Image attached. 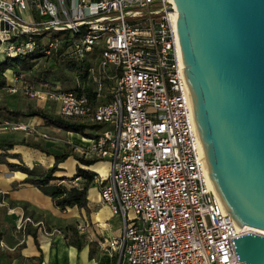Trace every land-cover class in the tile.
I'll return each instance as SVG.
<instances>
[{"label":"built area","instance_id":"1","mask_svg":"<svg viewBox=\"0 0 264 264\" xmlns=\"http://www.w3.org/2000/svg\"><path fill=\"white\" fill-rule=\"evenodd\" d=\"M175 14L174 0H0L4 60L38 49L51 57L64 46V59L87 63L90 87L40 91L14 78L7 91L49 99L60 117L103 128L86 138L84 157L111 163L94 184L123 220L112 264H242L232 240L253 232L235 225L212 184Z\"/></svg>","mask_w":264,"mask_h":264},{"label":"water","instance_id":"2","mask_svg":"<svg viewBox=\"0 0 264 264\" xmlns=\"http://www.w3.org/2000/svg\"><path fill=\"white\" fill-rule=\"evenodd\" d=\"M175 29L214 189L239 228L264 231V0H174ZM264 264V236L232 240Z\"/></svg>","mask_w":264,"mask_h":264},{"label":"trees","instance_id":"3","mask_svg":"<svg viewBox=\"0 0 264 264\" xmlns=\"http://www.w3.org/2000/svg\"><path fill=\"white\" fill-rule=\"evenodd\" d=\"M42 38L43 37L37 38L38 45L41 44ZM63 53L64 46L58 54L51 57H45L41 49H38L29 53L25 57L3 60L0 62V90H5L10 86L8 73L20 77L22 74L32 72L31 81L26 82V84L32 88L39 90L60 88L62 90H72L81 93V89L77 87V81H80L85 87V92L90 93L85 67L87 63L80 62L76 59L67 61V59L62 57ZM40 61H52V65L56 66V68L53 69L48 66L41 70L33 71V68ZM62 64H66V69H63ZM69 73H71L72 76ZM75 78L76 84L72 87L71 83ZM0 117L10 124H20L24 120L38 119L42 122V125L47 128H54L66 133H76L87 138H92L94 133L103 129L101 126L84 125L77 121L52 115L45 109L33 107L27 108L26 110H14L6 105H1ZM18 147L29 148L42 153L47 157H52L54 163L46 170L37 166H27L23 162L22 155L16 151ZM70 158H74L77 162L75 175L73 177L58 176L59 173L64 171L62 167L63 164H65ZM100 161L101 160H91L86 159L85 157H78L73 151L57 153L48 149L44 145L26 142L25 140L19 142H0V167L7 168L11 173H21L26 176L21 183L15 184L14 187L32 186L38 189L44 195L51 198L54 206L62 212L75 208L79 210H88L89 190L94 185V180L97 176L96 172L91 168ZM79 178L82 180L76 183V179ZM68 230L71 232L69 243L78 251H81L84 247L83 238L80 236L76 228L73 227ZM25 234L31 236L38 246L37 229L33 230L31 224L28 223ZM2 240L3 231L0 226V264L5 258L1 247Z\"/></svg>","mask_w":264,"mask_h":264},{"label":"crops","instance_id":"4","mask_svg":"<svg viewBox=\"0 0 264 264\" xmlns=\"http://www.w3.org/2000/svg\"><path fill=\"white\" fill-rule=\"evenodd\" d=\"M10 79L12 83L14 77ZM38 121L40 122L39 124L42 123L40 120ZM68 134L76 138H84L80 134ZM69 141L68 144L72 147L65 152L73 151L76 156L84 157L83 150L87 151L90 144L83 141V139L79 141L80 143L76 139L69 138ZM71 160L75 161L74 158H70L68 161ZM65 164L62 166L64 170ZM74 164L73 173L67 177L75 175L77 162L75 161ZM18 174L11 173L5 167L0 168V194L8 196V199L3 204H0V210L4 211L3 213L0 212L1 230L3 231V226H5L7 221L11 222L16 230V225L20 220H29L32 229H37L38 231V246L31 236H27L25 241H23L22 233L14 231V234L18 235V238L12 241L10 246H7L9 248L7 253L4 250L6 247L4 238L2 240V251L5 258L1 264H44L49 262L51 264H77V257L84 250L88 252L89 258L94 264L114 263L116 253L110 245L112 239L121 236L123 220L120 216H114L111 209L101 203L100 189L97 184H94L89 190L87 211L75 208L62 212L54 206L51 198L44 195L38 189L32 186H19L15 188V184L21 183L26 178L25 175ZM35 189L36 191H33ZM90 192H92L91 196ZM51 211L56 214L60 212L59 214L67 222L65 226L49 222L47 213ZM42 225L46 226L51 233L46 231V235H43ZM73 227L77 229L83 238L84 247L81 251H78L69 243L71 232L68 229ZM60 229L65 232L66 237L55 235L54 231ZM99 260H102V262H99Z\"/></svg>","mask_w":264,"mask_h":264},{"label":"rangeland","instance_id":"5","mask_svg":"<svg viewBox=\"0 0 264 264\" xmlns=\"http://www.w3.org/2000/svg\"><path fill=\"white\" fill-rule=\"evenodd\" d=\"M4 60L3 56H0V62H2ZM69 61V60H67ZM66 63V62H63ZM47 65V66H45ZM52 67L53 69L56 68V66L52 65V61H43V62H39L37 63V65L33 68V71H38L41 70L45 67ZM63 69H66V64H62ZM71 76L72 74L69 73ZM31 76H32V72H28L25 74H22L20 77H16L14 74L12 73H8V77H14L17 78L20 81L23 82H30L31 81ZM11 79H9V84H13L14 82L11 83L10 81ZM14 80V79H13ZM76 84V78L72 81L71 86L73 87ZM61 86V85H59ZM37 87V86H36ZM39 87V86H38ZM39 90V89H38ZM41 91V90H40ZM1 105H6L8 106L10 109H17V110H26L27 108L33 107V108H43L46 111H48L49 113H51L52 115L55 116H59L58 114V105L55 102L50 101L49 99H41V97L39 98H30L29 96L25 95V93H19L17 95H11L8 93L7 89L5 90H0V106ZM6 123H8L7 121H5L2 117H0V142L1 141H22L25 140L26 142H33V143H39L41 145H44L45 147H47L48 149L57 152V153H62L63 151H67L70 150L72 146H70L68 143L69 138L70 139H76L78 142L81 140L82 138H76L75 136L69 135L68 133L64 132V131H58L57 129H52V128H47L46 126L39 124L40 122L38 120L35 119H31L30 121L26 120V121H22L20 124H23L27 127V130H20V131H16L13 127V124L10 125H6ZM42 135H47L48 138L45 139L42 137ZM86 138V137H84ZM80 143V142H79ZM18 153H20L23 157V162L30 167H40L41 169H48L50 168L53 163H54V159L52 157H47L46 155L36 152L35 150L29 149V148H23V147H19L17 150ZM83 153H86V150H83ZM82 153V154H83ZM75 161L71 160L68 161L65 164V170L61 173H59L58 175H65V176H70L73 173V170L75 168ZM74 164V165H73ZM0 168H4V167H0ZM93 171L96 172V174L103 180H106L109 177L110 174V169H111V163L109 161H100L98 163H96L93 167H92ZM18 175H22L21 173H19ZM73 177V176H72ZM33 191H36L33 190ZM90 192V196H91ZM8 199L7 195L4 194H0V204L3 202H5V200ZM1 213H3L4 211H1ZM60 212H58L57 214L54 212H48L47 214V219L49 220L50 223H55V224H59V225H64L67 223L66 220H64L62 218V216L59 214ZM4 218V217H2ZM9 220H13V219H9ZM8 223V224H7ZM5 223V226H3V235H4V243H5V253L8 252L9 248L7 246H10L12 241H14L16 238H18V235L16 236L14 234V231L16 232L17 230L14 229L13 225L11 222ZM25 228L22 231H18L22 233V239H24L23 241H25V238L27 237V235L25 234V231L27 229V224L25 223ZM41 229L43 230V235H46V231L50 232L48 230V228L46 226H41ZM61 234L59 233H55L56 236H65V232L63 230H61ZM17 233V232H16ZM20 233V234H21ZM51 233V232H50ZM24 235V236H23ZM54 235V236H55ZM48 236V235H47ZM49 237V236H48ZM104 261V260H103ZM55 262V261H54ZM99 262H102V260H99ZM50 263V262H49ZM51 264V263H50ZM77 264H94L90 258H89V254L86 250H84L82 253L79 254V256L77 257Z\"/></svg>","mask_w":264,"mask_h":264},{"label":"bare ground","instance_id":"6","mask_svg":"<svg viewBox=\"0 0 264 264\" xmlns=\"http://www.w3.org/2000/svg\"><path fill=\"white\" fill-rule=\"evenodd\" d=\"M79 137H80V136H79ZM82 137H83V136H82ZM72 139H73V138H72ZM82 139H83V141L88 142L86 139H84V138H82ZM72 141H73V140H72ZM250 231H252L253 233H256V234H259V235L264 236V231L256 230V229H253V228H251Z\"/></svg>","mask_w":264,"mask_h":264}]
</instances>
